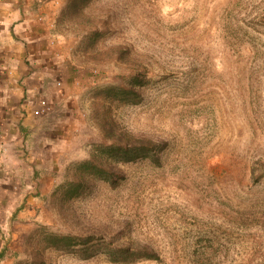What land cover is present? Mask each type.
Segmentation results:
<instances>
[{
  "label": "rangeland",
  "instance_id": "1",
  "mask_svg": "<svg viewBox=\"0 0 264 264\" xmlns=\"http://www.w3.org/2000/svg\"><path fill=\"white\" fill-rule=\"evenodd\" d=\"M20 2L25 28L0 33V264H264V0Z\"/></svg>",
  "mask_w": 264,
  "mask_h": 264
},
{
  "label": "trees",
  "instance_id": "2",
  "mask_svg": "<svg viewBox=\"0 0 264 264\" xmlns=\"http://www.w3.org/2000/svg\"><path fill=\"white\" fill-rule=\"evenodd\" d=\"M230 1L227 2L226 6L231 5ZM242 0H234V4L235 6H237ZM250 16V15H249ZM237 18V17H236ZM254 19H247V17H245L244 19H239L238 18V23L240 24H244V26H252L255 25V23H259V21H256L258 16L253 17ZM248 22V23H247ZM255 22V23H253ZM156 145H158L155 142H151L150 144H135L129 147H125V146H118L115 147L114 145H112L110 148L117 150V152H122V154L127 155V154H131V157H127L130 158V160L137 158V156H142V157H149L150 154L156 149ZM139 154V155H137ZM257 166L256 167H252L251 169V176L261 182H264V161L260 160L259 162L256 163ZM85 165H89V163L85 164ZM95 167V165L93 166ZM259 169L257 172L256 170ZM50 238V240H48V244L50 245H58L57 243H63V244H69L71 241L75 240V235H60V234H53V235H49L48 236ZM113 253L117 256H121L122 257V261H128L129 262H135L136 260H140V259H156L159 260V255L156 254L155 251H152L148 248H143V249H132L130 247H120V248H116L114 249ZM3 253H0V256H2ZM120 258V257H118Z\"/></svg>",
  "mask_w": 264,
  "mask_h": 264
},
{
  "label": "crops",
  "instance_id": "3",
  "mask_svg": "<svg viewBox=\"0 0 264 264\" xmlns=\"http://www.w3.org/2000/svg\"><path fill=\"white\" fill-rule=\"evenodd\" d=\"M19 1L0 0V33H6V30H9L10 35L13 36L10 30L17 34L18 30L25 28L27 18L26 14L22 12ZM27 35H31V33L29 32Z\"/></svg>",
  "mask_w": 264,
  "mask_h": 264
},
{
  "label": "built area",
  "instance_id": "4",
  "mask_svg": "<svg viewBox=\"0 0 264 264\" xmlns=\"http://www.w3.org/2000/svg\"><path fill=\"white\" fill-rule=\"evenodd\" d=\"M40 111H41V109L39 108V109H36L35 112H36V113H39Z\"/></svg>",
  "mask_w": 264,
  "mask_h": 264
}]
</instances>
